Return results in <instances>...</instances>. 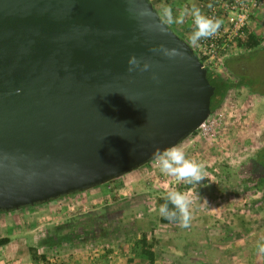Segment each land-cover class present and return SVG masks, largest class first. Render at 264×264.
Segmentation results:
<instances>
[{
	"label": "water",
	"instance_id": "water-1",
	"mask_svg": "<svg viewBox=\"0 0 264 264\" xmlns=\"http://www.w3.org/2000/svg\"><path fill=\"white\" fill-rule=\"evenodd\" d=\"M214 91L152 0H0V211L144 166L205 122Z\"/></svg>",
	"mask_w": 264,
	"mask_h": 264
},
{
	"label": "rangeland",
	"instance_id": "rangeland-1",
	"mask_svg": "<svg viewBox=\"0 0 264 264\" xmlns=\"http://www.w3.org/2000/svg\"><path fill=\"white\" fill-rule=\"evenodd\" d=\"M174 28L189 40L191 25ZM249 35L264 46V9L252 16ZM241 51L242 46L227 58ZM253 62L260 74V60ZM213 71L238 81L225 65ZM206 126L177 144L204 164L207 178L199 184L163 174L152 160L88 192L0 212V239H10L0 246V263L91 264L93 258V264H264L258 251L264 243V183L251 169L264 150V94L247 85L229 89ZM171 191L187 193L193 201L188 227L160 221L159 200ZM96 228L106 232L91 235ZM59 229L73 233V241L41 244ZM143 237L154 261L141 254Z\"/></svg>",
	"mask_w": 264,
	"mask_h": 264
},
{
	"label": "clouds",
	"instance_id": "clouds-1",
	"mask_svg": "<svg viewBox=\"0 0 264 264\" xmlns=\"http://www.w3.org/2000/svg\"><path fill=\"white\" fill-rule=\"evenodd\" d=\"M141 15L144 17L150 16V9L145 7ZM167 23L182 22L187 16L192 17L194 31L191 34V43L196 44L201 39L211 38L219 30L222 21L218 18L208 17L202 11L193 5L190 9L185 6L179 16H174L170 6H166L161 14ZM152 51L161 53L168 59L177 57L183 58L184 52L179 48H169L161 45L159 48H153ZM129 71L140 67V61L136 56L129 59ZM149 69V65L145 63L142 71ZM160 167V171L165 175H171L177 178L178 181L199 184L206 177L204 172V164L186 156L185 152L177 145H170L162 150L158 149L153 153L152 157ZM192 199L187 193L180 191H171L166 197V202L160 205V214L169 221H178L184 227H188L191 220ZM169 204L172 205L169 208ZM259 253L264 254V243L258 244Z\"/></svg>",
	"mask_w": 264,
	"mask_h": 264
},
{
	"label": "built area",
	"instance_id": "built-area-1",
	"mask_svg": "<svg viewBox=\"0 0 264 264\" xmlns=\"http://www.w3.org/2000/svg\"><path fill=\"white\" fill-rule=\"evenodd\" d=\"M203 14L222 21L219 30L208 39H201L196 44L188 43L194 49L203 65L213 68L225 65V60L234 49H240V43L248 36L251 18L264 6V0H202ZM192 22V21H191ZM192 32L194 24L192 22ZM192 32H190L192 34ZM210 116L196 130L206 131Z\"/></svg>",
	"mask_w": 264,
	"mask_h": 264
},
{
	"label": "trees",
	"instance_id": "trees-1",
	"mask_svg": "<svg viewBox=\"0 0 264 264\" xmlns=\"http://www.w3.org/2000/svg\"><path fill=\"white\" fill-rule=\"evenodd\" d=\"M161 17L166 21V19L161 15ZM167 22V21H166ZM169 24V23H168ZM170 25V24H169ZM171 26V25H170ZM174 29V27H172ZM175 30V29H174ZM176 31V30H175ZM181 36V35H180ZM182 37V36H181ZM185 39L184 37H182ZM188 41V40H187ZM240 45L243 47V51L237 54H232L230 57H228L225 61V66L238 77V81L236 82H229L222 78L220 75H218L215 71H213L210 68H207V76L209 78V81L211 84L215 87L214 94L212 96L211 100V111L213 112L215 107L223 100L224 96L226 95L227 91L231 88L237 87L239 85H247L251 88L252 91L260 92L264 94V46H260V42H258L254 35H249L245 41H242ZM260 60V63L257 67H260L261 73L255 74V65L254 60ZM261 154H264V150L260 151ZM65 196V195H64ZM63 197V196H62ZM166 202V197H161L159 200V204L162 205ZM39 204V203H38ZM36 205V204H35ZM30 206V205H28ZM26 207L22 206L21 208ZM172 205L169 204V208H171ZM0 212H6L1 210ZM160 221L162 223H176L178 221H169L168 219L164 218L162 215L160 216ZM66 226H63L64 229ZM68 227V226H67ZM61 229L62 226H59ZM109 228V227H108ZM59 229V235L56 236L50 235L45 240H41V244L45 246H53L57 244H61L65 241L71 242L74 239V235L71 232H65L60 233ZM103 231L106 232V229H94V231L90 230V234L93 235L97 231ZM109 230V229H108ZM63 231V229H62ZM81 236L84 234V232L81 234ZM78 234V235H79ZM10 241L8 237H4L0 239V246L7 244ZM141 246V254L148 258L149 261H154L155 255L154 252L150 249H148V241L146 237H143L139 243ZM39 257H44L42 254Z\"/></svg>",
	"mask_w": 264,
	"mask_h": 264
},
{
	"label": "crops",
	"instance_id": "crops-1",
	"mask_svg": "<svg viewBox=\"0 0 264 264\" xmlns=\"http://www.w3.org/2000/svg\"><path fill=\"white\" fill-rule=\"evenodd\" d=\"M152 2L154 3V5H155V7H156V9L158 10V12L160 13V15L162 14V12H163V9L166 7V6H170L171 7V9H172V12H173V15L174 16H179V14H180V12L182 11V9L185 7V6H187L189 9L193 6V5H195L196 7H198L201 11H202V13H203V11H204V8H203V6H202V0H152ZM158 3V4H157ZM262 9H264V6H263V8ZM185 22H186V24H183L184 22H175V23H169L170 25H171V27H175V26H180V25H182V26H188V25H191V27H193L192 26V17L189 15V16H187L185 19ZM175 29V28H174ZM190 32H192V30L190 31ZM96 188V187H95ZM94 188V189H95ZM93 189V188H92ZM92 189H89V190H92ZM83 192H88V190H86V191H82V192H77V193H74V194H72L71 196H75V195H78V194H82ZM70 196V195H69ZM65 197H68V196H63V197H60V198H62V199H64ZM57 199H54V200H50V201H47V202H44V204L45 203H51V202H53V201H56ZM40 204V203H39ZM39 204H36V205H30V206H32V207H35V206H37V205H39ZM41 205H43V204H41ZM26 207H28V206H26ZM23 208H25V207H23ZM22 209V208H21ZM18 210V209H17ZM6 245V244H5ZM3 246V245H2ZM110 256V255H109ZM111 257V256H110ZM91 259H93V258H91ZM90 259V261H91V264H93V261ZM82 262H84L83 260H81ZM1 264V263H0Z\"/></svg>",
	"mask_w": 264,
	"mask_h": 264
},
{
	"label": "flooded vegetation",
	"instance_id": "flooded-vegetation-1",
	"mask_svg": "<svg viewBox=\"0 0 264 264\" xmlns=\"http://www.w3.org/2000/svg\"><path fill=\"white\" fill-rule=\"evenodd\" d=\"M251 169L254 171L255 178L264 183V154L260 152L251 163Z\"/></svg>",
	"mask_w": 264,
	"mask_h": 264
}]
</instances>
